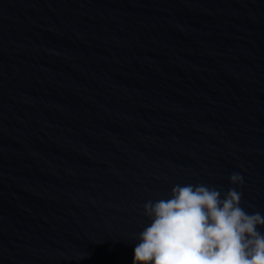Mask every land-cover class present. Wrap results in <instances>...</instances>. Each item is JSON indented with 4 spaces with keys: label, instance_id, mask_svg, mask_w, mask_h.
<instances>
[{
    "label": "water",
    "instance_id": "1",
    "mask_svg": "<svg viewBox=\"0 0 264 264\" xmlns=\"http://www.w3.org/2000/svg\"><path fill=\"white\" fill-rule=\"evenodd\" d=\"M185 183L264 215V0H0V264H131Z\"/></svg>",
    "mask_w": 264,
    "mask_h": 264
},
{
    "label": "clouds",
    "instance_id": "2",
    "mask_svg": "<svg viewBox=\"0 0 264 264\" xmlns=\"http://www.w3.org/2000/svg\"><path fill=\"white\" fill-rule=\"evenodd\" d=\"M230 183L243 179L231 172ZM235 187L175 184L143 205L131 264H264V215L247 212Z\"/></svg>",
    "mask_w": 264,
    "mask_h": 264
}]
</instances>
